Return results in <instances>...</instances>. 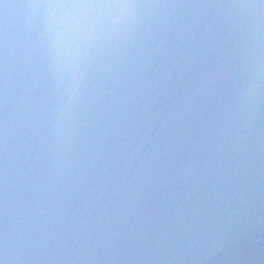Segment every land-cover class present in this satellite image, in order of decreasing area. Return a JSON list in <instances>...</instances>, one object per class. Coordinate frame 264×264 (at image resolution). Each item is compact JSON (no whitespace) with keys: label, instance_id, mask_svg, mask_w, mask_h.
<instances>
[{"label":"clouds","instance_id":"obj_1","mask_svg":"<svg viewBox=\"0 0 264 264\" xmlns=\"http://www.w3.org/2000/svg\"><path fill=\"white\" fill-rule=\"evenodd\" d=\"M0 264H264V0H0Z\"/></svg>","mask_w":264,"mask_h":264}]
</instances>
